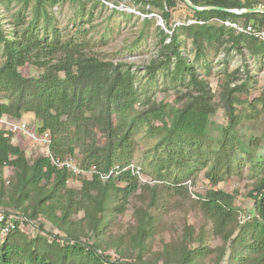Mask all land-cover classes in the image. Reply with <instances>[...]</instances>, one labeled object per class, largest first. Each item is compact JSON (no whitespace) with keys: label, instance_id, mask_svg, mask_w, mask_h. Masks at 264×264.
Instances as JSON below:
<instances>
[{"label":"trees","instance_id":"1","mask_svg":"<svg viewBox=\"0 0 264 264\" xmlns=\"http://www.w3.org/2000/svg\"><path fill=\"white\" fill-rule=\"evenodd\" d=\"M62 1L0 0V116L21 119L32 112L34 128L50 134L52 155L75 156L80 167L100 171L132 162L134 135L145 126L148 134L157 135L149 166L166 180L141 183L124 170L105 181L94 173L82 178L78 189L70 188L67 169L57 168L42 154L29 159L0 128V207L19 209L38 229L33 236L26 229L0 238V264H264V174L248 192L256 216L242 223L236 193L216 188L231 174L241 175L264 137L238 129L242 117L236 103L243 100L240 93L248 92L249 70L244 68L245 78L240 69L223 71L218 98L226 122L217 124L211 120L215 93L197 68L221 50H247L264 58V39L257 35L264 33V12L229 11L264 8V3L190 0L199 7H219L197 10L184 0H131L145 15L143 26L153 20L149 13L163 21L164 26L156 25L155 55L143 65V73L150 82L161 74L175 89L179 104L174 106L143 94L146 87L140 88L141 72L135 65L97 55L85 30L63 36L52 11ZM77 1L82 8L84 0ZM178 3L190 13L171 24ZM25 64L42 72L26 76L20 71ZM249 105V116L264 112V90ZM260 160L256 166L264 169V156ZM5 166L12 170L9 183L3 178ZM202 169L210 187L196 200L186 198L185 178ZM174 195L190 199L188 209L199 213L204 223L196 228L184 220L179 236L152 252L150 244L163 216L179 205L176 201L172 206ZM130 204L131 224L114 232ZM78 212L81 216L74 219ZM41 216L61 235L36 224Z\"/></svg>","mask_w":264,"mask_h":264},{"label":"rangeland","instance_id":"2","mask_svg":"<svg viewBox=\"0 0 264 264\" xmlns=\"http://www.w3.org/2000/svg\"><path fill=\"white\" fill-rule=\"evenodd\" d=\"M100 1L104 3V6L100 3L95 4L93 0H84L82 8L77 0H63L62 3L55 5L52 11L55 14V22L62 35L74 34L78 29L85 30L87 35L92 39V49L97 55L113 61H123L133 64L135 65L134 68L138 67V70L141 72L139 76L140 88L144 89L146 87L145 92H143L144 95L149 96L155 102H165L169 105L177 106L179 103L176 99L177 94L175 89L164 81L161 74L158 75L156 82H150L143 73V65L147 64L149 59L155 55L156 25L158 24L159 15L149 13L148 16L153 17V20L143 26L145 15L139 12L138 4H135L131 0ZM258 1L262 4L264 3V0ZM14 6L15 3L12 2L10 6L12 11L15 10ZM113 7H116L118 11L113 12L111 10ZM124 13H127V15H124ZM189 13L182 3H178L176 8L172 10L171 24H178L181 19L188 17ZM245 67L249 70L250 78L248 80V92L240 93L239 96L243 100L236 103L238 112L241 113L242 117V120L238 124V129L240 133L247 136L256 135L262 137L264 133V112H260L256 116H249L248 113L251 111L249 101L261 95L264 90V58L251 56L247 50H244L243 53L235 49L228 52L221 50L217 55H209V63L207 65L200 63L197 66L200 76L207 79L215 93L216 110L212 114L211 120L217 124L226 122L225 111L221 104H219L218 98L223 71L240 69V72L243 73L241 76L245 78ZM20 71L26 76H37L42 72L41 69L30 64L20 67ZM261 105V102H257L258 108H261ZM137 107L139 109L145 108L142 104H138ZM21 118L26 120L31 127H35V118L32 112H25ZM154 122L158 124L157 121ZM156 139L157 135L148 134L145 131V126L141 127L134 135L136 142L131 161L142 167L146 181L156 180L162 182L166 179L156 177L155 171L149 166V161L154 159L152 158L154 153L153 143ZM24 143L25 145L22 144L23 146H21L29 159L40 154L39 149L30 147V142L27 139ZM75 154L77 155V152ZM263 156L264 137L261 138L259 146L253 151L252 161L243 164L241 175L231 174L216 185L218 189L236 193L235 204L241 209V213L243 214L254 213L255 211L254 200L248 196V192L251 189L253 181L264 174V169L256 166L261 161L260 157ZM71 158L78 163V159L75 156H71ZM204 171L205 169H202L185 178L183 185L187 190L186 198L196 200L197 198L193 197L192 193L196 197H199L204 195L205 191L210 187ZM11 175V168L5 166L3 168V178L6 183L10 182ZM84 177H73L72 181L67 183L68 187L78 189L81 179ZM86 177H90V175H86ZM167 180L170 181V179ZM189 181L190 184H188ZM171 199L172 206L176 201H179V205L178 207L174 205L163 216L161 229L154 234L150 244L152 252L160 250L163 243L168 242L172 237L179 236L184 220H187L188 223L193 224L196 228L204 223V219L199 213L193 211L191 208L188 209L190 199L186 200L184 197L178 195H174ZM3 208L11 209L5 206ZM13 210L21 212L19 209ZM132 211L133 205L130 204L120 216V227H114V232H122L125 227L131 224ZM80 216L81 212H78L73 217L75 219ZM37 223L43 225L44 231L61 235V232L54 228L43 216L36 220ZM26 229L31 236L38 232L35 224ZM217 241V239L209 240L210 243H216ZM108 253L113 257H117L113 250H109ZM157 263H163V261L159 260Z\"/></svg>","mask_w":264,"mask_h":264},{"label":"built area","instance_id":"3","mask_svg":"<svg viewBox=\"0 0 264 264\" xmlns=\"http://www.w3.org/2000/svg\"><path fill=\"white\" fill-rule=\"evenodd\" d=\"M191 22V21H190ZM227 26L236 28L238 31H243V27L240 24L231 23L225 21ZM247 31L253 32V30L248 27ZM259 37L264 39V33H257ZM0 128L5 131V135L10 134L11 142L13 144H18L21 138L27 139L30 144L39 149L40 154L48 157L53 165L57 168L67 169L71 175L67 178L66 183L72 181L73 177H83L90 175V177L95 173L98 174L101 180L105 181L111 176L117 175L121 171L129 170L132 175L136 176L141 183H148L153 185L159 183L156 180L146 181L142 167L134 162H129L123 166L114 165L110 167L107 171H100L95 166H91L88 169H84L79 166L71 157H57L52 155L50 151V134L47 131L38 132L35 128L31 127L29 123L24 119H15L7 115L0 116ZM38 152V151H37ZM190 184V181L188 182ZM195 198L196 195L192 193ZM253 216V213H240L239 221L242 223ZM34 223L24 216L21 212L17 210L6 209L0 207V238L4 237L8 233L14 230H26L27 227L33 226ZM163 264V263H159Z\"/></svg>","mask_w":264,"mask_h":264},{"label":"water","instance_id":"4","mask_svg":"<svg viewBox=\"0 0 264 264\" xmlns=\"http://www.w3.org/2000/svg\"><path fill=\"white\" fill-rule=\"evenodd\" d=\"M188 5H190L193 9H197V10H203V9H219V7H215V6H206V7H199V6H196L194 4H192L190 2V0H184ZM229 11H232V12H235V13H241V12H255V11H261V12H264V8L262 7H252V8H248V9H241V10H229ZM158 24L159 25H163V21L161 19L160 16H158Z\"/></svg>","mask_w":264,"mask_h":264},{"label":"crops","instance_id":"5","mask_svg":"<svg viewBox=\"0 0 264 264\" xmlns=\"http://www.w3.org/2000/svg\"><path fill=\"white\" fill-rule=\"evenodd\" d=\"M26 139L25 138H21L20 140H19V142H18V145L22 148V146L23 145H25V143H24V141H25ZM23 141V142H22ZM21 142H22V144H21ZM22 145V146H21ZM31 145V144H30ZM30 147H33L32 145L30 146Z\"/></svg>","mask_w":264,"mask_h":264}]
</instances>
